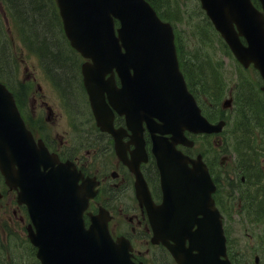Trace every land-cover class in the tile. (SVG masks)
Returning <instances> with one entry per match:
<instances>
[{
    "label": "water",
    "instance_id": "1",
    "mask_svg": "<svg viewBox=\"0 0 264 264\" xmlns=\"http://www.w3.org/2000/svg\"><path fill=\"white\" fill-rule=\"evenodd\" d=\"M56 1L71 46L92 61L83 65V74L96 116L101 117L104 106L98 89L107 91L117 111H121L122 93L134 94L136 115L145 118L149 126L153 118L162 121L151 131L173 135L172 141L154 139V152L164 202L182 201L184 216L191 219V224L181 214L176 219L183 228L178 245L185 238L191 241L188 250L171 248L178 263L230 264L221 260L226 256L225 237L211 197L214 187L207 168L201 156L192 160L175 148L177 143L189 145L185 130L214 133L221 131L223 123L211 125L187 90L172 27L162 22L145 0ZM200 1L238 61L245 67L254 64L264 79V0H259L263 13L251 0ZM115 20L120 23L118 29ZM114 70L122 79L123 89L104 79ZM148 107L147 117L144 111ZM0 169L10 186L21 189L19 202L27 204L36 226L37 232L30 238L39 249L42 264H131L128 247L111 238L107 216H91L90 228H85L83 214L95 195V184L37 145L13 96L1 83ZM194 223L196 233L191 231ZM194 250L198 253L193 254Z\"/></svg>",
    "mask_w": 264,
    "mask_h": 264
},
{
    "label": "flooded vegetation",
    "instance_id": "2",
    "mask_svg": "<svg viewBox=\"0 0 264 264\" xmlns=\"http://www.w3.org/2000/svg\"><path fill=\"white\" fill-rule=\"evenodd\" d=\"M73 54L76 72L73 82H60L57 77L48 74L44 77L42 72L44 86L32 74L21 79L19 100L25 123L36 141L41 140L50 153L63 163H71L84 177L97 183V196L90 201L85 214L87 225L90 223L87 213L97 214L103 208L110 214L111 235L114 239L124 237L130 242L136 264H175L164 245L151 243L154 230L146 208L137 197V177L129 165L140 161L139 169L152 198L160 204V172L152 153L153 137L147 121L142 117L133 119V116L130 120L126 114L118 113L105 93V101L112 111L111 125L115 134L102 130L83 81L81 67L86 59L77 52ZM106 79H112L116 87L123 89L122 79L116 72L108 74ZM123 110L135 113L129 102ZM107 114L102 117L106 124L110 119V113ZM178 149L191 154V149L182 146ZM220 166L213 168L211 173L216 184L215 202L224 215L223 204L232 203L234 196L241 193L246 197L252 196V191H241L240 186L232 183L243 186L247 175H252L255 178L253 184L258 186L264 181V167L253 163L242 168L227 162H221ZM252 170L257 172L252 173ZM227 184L233 190L227 193L229 195L226 194ZM18 191L10 188L0 173V260L2 257L6 264H40L37 249L29 239V232L34 227L27 207L18 203ZM257 197L259 199L261 195L257 193ZM229 206H225L227 216L241 212ZM227 208L231 209V213ZM10 245L15 251L20 250L18 253L21 254L6 251Z\"/></svg>",
    "mask_w": 264,
    "mask_h": 264
},
{
    "label": "rangeland",
    "instance_id": "3",
    "mask_svg": "<svg viewBox=\"0 0 264 264\" xmlns=\"http://www.w3.org/2000/svg\"><path fill=\"white\" fill-rule=\"evenodd\" d=\"M154 2L157 3V8L160 13L172 23L175 30H177L178 34L181 36H179L180 46L184 51V56L188 58V65L199 70L202 69L200 68L202 65L198 66L199 57L201 62L207 60V62H205L206 65L208 63H213L216 66L214 67L217 70L215 81L228 84L227 90L224 92L217 88L216 91H214L215 93H209L207 96L208 101L217 103L219 100H222L223 102L232 92L237 101V108L227 112L226 119L229 121L227 133L221 138V141H225L226 145L224 144L223 148L221 147L220 149L215 142L217 139L209 138L198 143V151L204 155L206 154V157L208 156L210 158L209 161H211L216 168L219 166L223 156H228V162H235L236 164L233 163L234 165H239L241 167L245 154H247L250 147L256 148L257 146H264V132L263 136H261L262 129H260L259 123H257L259 120H255L257 116L251 107L253 105V100L251 105L250 103L246 104L245 99L241 97V88L239 89V85L245 84L247 80L250 82L256 80L261 86V81L258 80L259 77L252 69L248 71L237 63L223 39L213 27L210 26L211 24L207 22L204 16L205 14L199 8L198 0H154ZM12 17L5 1L0 0V47L3 44L6 48L4 50L10 56V69H13L14 66V69L11 70L13 71V73H11L13 76L12 81L17 83L15 80L16 77H18V80L23 77L22 70L24 68L27 72L24 78L29 76L30 71L35 72L36 76L40 78L38 81L44 86L41 79L42 73L45 77L44 72L42 71L41 73L40 69L33 67L36 65L35 60L32 55L28 53L29 51L23 47L17 24ZM53 40L56 41V36ZM1 51L2 50H0V65L2 70L0 69V78L4 79L3 66L6 65L7 59L3 57ZM61 55H63L66 60H69L68 58L71 56V50L68 51L66 49V53H62ZM12 56H14V58L17 57L16 61L12 59ZM208 66L209 65H207V67ZM207 70H209V77ZM244 70V74L248 77L243 76L242 71ZM203 71L207 76H205V78L208 82L213 83L210 69H204ZM253 92L255 96V94H257L255 85L253 86ZM212 94H218L219 99L213 98ZM252 99L255 100L254 97ZM256 110L260 116L264 117V108L258 102ZM213 111L214 113H212V115L215 116L217 113L216 109L213 108ZM243 121L246 122V124L241 123ZM260 123L264 126L263 120ZM242 188L255 193L259 191V187L255 186L251 179L246 185L242 186ZM239 202L243 205L241 212L238 213L236 217L232 218L230 223L232 227V243L241 254V264H254L252 256L257 253L253 251L254 247H256V239L253 238L254 235L251 233V229L254 228L258 238L261 234H264V216L260 218L258 215L248 212L250 204L245 195L234 196L232 200V207H234L237 212L240 210ZM255 223H258V227L255 226ZM6 251L14 253L20 252V250L15 251L14 247L11 245ZM6 263V260L1 257L0 264Z\"/></svg>",
    "mask_w": 264,
    "mask_h": 264
},
{
    "label": "trees",
    "instance_id": "4",
    "mask_svg": "<svg viewBox=\"0 0 264 264\" xmlns=\"http://www.w3.org/2000/svg\"><path fill=\"white\" fill-rule=\"evenodd\" d=\"M4 1L18 25L24 41L27 40L32 52L43 59L51 75L57 77L60 82H73V76L76 74L74 69L75 64L70 57L68 58L69 61L61 55L62 53H66V48L64 47L63 31L55 1ZM150 2L157 8V3L154 0H150ZM55 36L56 41L53 40ZM244 123L246 124V122ZM251 155H256V151L253 150ZM255 162L259 163V160L256 159Z\"/></svg>",
    "mask_w": 264,
    "mask_h": 264
},
{
    "label": "bare ground",
    "instance_id": "5",
    "mask_svg": "<svg viewBox=\"0 0 264 264\" xmlns=\"http://www.w3.org/2000/svg\"><path fill=\"white\" fill-rule=\"evenodd\" d=\"M257 171L256 170H252V173H256Z\"/></svg>",
    "mask_w": 264,
    "mask_h": 264
}]
</instances>
